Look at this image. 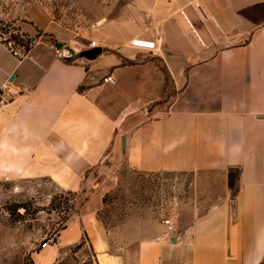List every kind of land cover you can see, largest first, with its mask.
<instances>
[{
    "label": "crops",
    "instance_id": "obj_1",
    "mask_svg": "<svg viewBox=\"0 0 264 264\" xmlns=\"http://www.w3.org/2000/svg\"><path fill=\"white\" fill-rule=\"evenodd\" d=\"M138 6L143 22L106 49L97 43L92 60L82 45L61 56L42 42L0 67L15 90L0 107V165L11 167L3 172L85 192L62 238L87 234L98 264H264V0ZM157 36V49L130 43ZM121 162L177 182L187 176L195 189L187 202L173 190L170 218L106 254L97 210Z\"/></svg>",
    "mask_w": 264,
    "mask_h": 264
},
{
    "label": "rangeland",
    "instance_id": "obj_2",
    "mask_svg": "<svg viewBox=\"0 0 264 264\" xmlns=\"http://www.w3.org/2000/svg\"><path fill=\"white\" fill-rule=\"evenodd\" d=\"M145 14L138 0H0V67L29 56L42 42H60L57 50L65 53L68 47L88 49L83 45L92 40L106 49L110 40L139 26ZM4 82L11 91L0 89V107L15 94L10 81L3 79L0 85ZM2 168L11 167L0 165V264H98L99 247L87 234L70 243L62 238L69 220L79 217L85 192L62 191L47 177L26 178ZM109 181L97 210L108 242L106 254L122 253L127 244L150 236L155 222L170 218L177 207L173 190L187 202L189 189H195L187 176L177 182L171 175L141 173L123 162Z\"/></svg>",
    "mask_w": 264,
    "mask_h": 264
},
{
    "label": "built area",
    "instance_id": "obj_3",
    "mask_svg": "<svg viewBox=\"0 0 264 264\" xmlns=\"http://www.w3.org/2000/svg\"><path fill=\"white\" fill-rule=\"evenodd\" d=\"M180 15L186 19L185 14L182 11H180ZM197 39L202 43V41L198 35H197ZM160 42H161V36H157L153 40L138 37V38L132 39L130 43L134 47H140V48H145V49H157L160 45ZM92 47H96V42L94 40L90 41V43L87 45V48H92ZM57 52L61 56L65 55V53L62 50H60V51L57 50ZM103 81L104 82H113L114 77L111 74H107L103 78ZM6 87H8V82H4L0 85V89L6 88ZM9 91H11L10 88H9ZM163 222H164V224L167 225L168 229H171V223H170L169 219H165V220H163Z\"/></svg>",
    "mask_w": 264,
    "mask_h": 264
},
{
    "label": "water",
    "instance_id": "obj_4",
    "mask_svg": "<svg viewBox=\"0 0 264 264\" xmlns=\"http://www.w3.org/2000/svg\"><path fill=\"white\" fill-rule=\"evenodd\" d=\"M55 47L60 49L62 47V44L60 42H55L54 43ZM69 52H72V49L68 47ZM102 52V47L100 46H96V47H92V48H88L85 49L83 51L80 52L81 56L86 57L89 60H92L94 58H96L97 55H99ZM14 78V75H10L9 80L12 81Z\"/></svg>",
    "mask_w": 264,
    "mask_h": 264
},
{
    "label": "trees",
    "instance_id": "obj_5",
    "mask_svg": "<svg viewBox=\"0 0 264 264\" xmlns=\"http://www.w3.org/2000/svg\"><path fill=\"white\" fill-rule=\"evenodd\" d=\"M40 46H41V45H40V44H38V45H37V46L34 48V51H33V53H34V52H36V51H37V50L40 48ZM81 90H82V89H81Z\"/></svg>",
    "mask_w": 264,
    "mask_h": 264
}]
</instances>
